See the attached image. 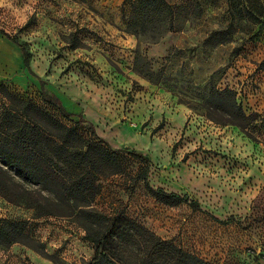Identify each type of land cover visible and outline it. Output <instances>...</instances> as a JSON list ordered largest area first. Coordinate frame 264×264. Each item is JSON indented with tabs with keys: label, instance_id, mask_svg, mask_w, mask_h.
<instances>
[{
	"label": "rangeland",
	"instance_id": "1",
	"mask_svg": "<svg viewBox=\"0 0 264 264\" xmlns=\"http://www.w3.org/2000/svg\"><path fill=\"white\" fill-rule=\"evenodd\" d=\"M0 38L14 52L0 77V128L23 100L117 163L115 173L112 159L99 164L106 176L91 202L107 220L99 229L74 217L36 218L18 197L38 187L0 163V222H24L27 235L0 246V264H87L97 231L114 264L146 263L140 238L109 244L118 215L153 244L208 263L264 264V0H0ZM9 39L24 48L28 67ZM39 81L73 117L46 105ZM224 89L250 119L246 128L234 118L221 124L225 113L207 102ZM111 122L121 128L110 132ZM17 125L2 130L9 141ZM122 142L130 146L110 145ZM149 188L188 203L168 207Z\"/></svg>",
	"mask_w": 264,
	"mask_h": 264
},
{
	"label": "trees",
	"instance_id": "2",
	"mask_svg": "<svg viewBox=\"0 0 264 264\" xmlns=\"http://www.w3.org/2000/svg\"><path fill=\"white\" fill-rule=\"evenodd\" d=\"M146 1L154 2L156 0ZM9 40L18 45L23 63L25 67H28V54L24 48L14 39ZM261 67L264 69V60ZM39 85L42 100L46 105L57 106L60 114L67 118L73 117L62 108L57 98L45 91L46 84L43 81H39ZM207 102L216 112L225 113L226 118L220 122L221 124H232L235 121L241 128L249 126L250 119L246 118L242 109L236 105L234 94L230 90L212 92ZM17 104L20 108L10 109L2 115L0 163L4 168L13 169L15 176L22 178L27 184L38 187L35 195L23 192L18 198L24 199L25 204L34 209L36 218L42 216L74 217L82 222L87 221L89 228H91L90 225L98 227V229L103 227L107 220L91 208V202L99 192V183L97 184V182L101 177L106 176L103 171H100L99 164L102 161L108 163L107 161L112 159V173H115L117 171L116 161L103 149L82 146L76 129L63 126L36 105L23 100H18ZM14 120L18 125L15 129L16 132L11 137L12 141H9V136H6L2 130L6 128L5 125L11 124ZM22 127L28 128L29 134L23 131ZM27 135L29 138L26 137ZM39 145L43 146L46 152H38L35 148ZM146 172L147 167L140 172V178L148 187ZM5 174L6 170L0 167V175L5 176ZM1 187H6V185L3 184ZM149 189L158 196L161 203L168 207L188 203L187 200L175 194H166L161 189L157 192ZM40 192L45 193V196H42ZM8 197L10 198V196ZM111 222V225L107 227L109 244L113 245L114 238H117V245L130 242L134 244V240L141 239L143 250L148 253L145 254L148 261L139 264H154L155 260H159L160 264L161 262L162 264H211L194 254L175 248L166 241L158 240L153 244L149 238H146L145 235L148 234L146 230L144 231L141 226L124 216L118 215ZM136 228L145 233H138ZM99 235L100 231H97L90 237L97 248L87 264H114L102 248V237ZM26 237L24 222H0V246L7 247L27 239ZM152 256L156 259H152ZM155 264L158 263L155 262Z\"/></svg>",
	"mask_w": 264,
	"mask_h": 264
},
{
	"label": "crops",
	"instance_id": "3",
	"mask_svg": "<svg viewBox=\"0 0 264 264\" xmlns=\"http://www.w3.org/2000/svg\"><path fill=\"white\" fill-rule=\"evenodd\" d=\"M4 49V51L6 52V53H3V54H0V77H2V76H5V75H7L8 74V66H7V64H6V60H7V58L8 57H10V56H12V55H14V52H13V49H12V46L11 45H9V43H8V41H6V40H4V39H2V38H0V49ZM12 54V55H11ZM3 55H6V56H3ZM51 94V93H50ZM53 95V94H52ZM54 96V95H53ZM55 97V96H54ZM185 116H182V120H183V118H184ZM125 125V124H124ZM121 125H118L116 122H111V124L109 123V128L111 129V131L110 132H117V130L119 129V128H121L120 127ZM123 126V125H122ZM138 140L139 139H135V144H138ZM104 141L105 142H108L107 140H105L104 139ZM112 141H117V139H116V136L114 135L113 137H112ZM109 144V143H108ZM114 149H120V147H127V146H130V143H126V142H122L120 145H114V144H110ZM132 148H135L134 150H139V148H136V147H132ZM39 264H49L48 262H46V261H43V260H41L40 262H39Z\"/></svg>",
	"mask_w": 264,
	"mask_h": 264
}]
</instances>
